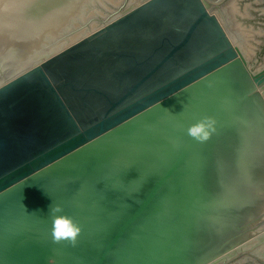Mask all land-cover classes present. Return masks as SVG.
<instances>
[{
	"label": "water",
	"instance_id": "water-1",
	"mask_svg": "<svg viewBox=\"0 0 264 264\" xmlns=\"http://www.w3.org/2000/svg\"><path fill=\"white\" fill-rule=\"evenodd\" d=\"M0 264H264V0H0Z\"/></svg>",
	"mask_w": 264,
	"mask_h": 264
},
{
	"label": "clouds",
	"instance_id": "clouds-1",
	"mask_svg": "<svg viewBox=\"0 0 264 264\" xmlns=\"http://www.w3.org/2000/svg\"><path fill=\"white\" fill-rule=\"evenodd\" d=\"M214 130V121H212L210 118H205L191 126L188 129V135L200 142H205L210 138ZM51 211L55 217V227L52 233L54 238L57 241L68 239L75 241L77 235L80 232L79 226L71 224L66 216L58 215L59 213L63 212L62 207L59 205L53 207Z\"/></svg>",
	"mask_w": 264,
	"mask_h": 264
}]
</instances>
